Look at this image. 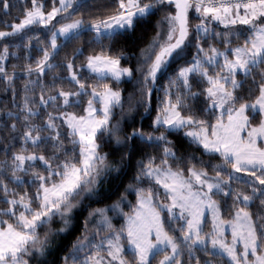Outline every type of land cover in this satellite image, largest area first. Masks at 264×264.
<instances>
[{
  "label": "snow or ice",
  "instance_id": "1",
  "mask_svg": "<svg viewBox=\"0 0 264 264\" xmlns=\"http://www.w3.org/2000/svg\"><path fill=\"white\" fill-rule=\"evenodd\" d=\"M83 9L87 19L74 15ZM36 25L50 35L32 62ZM85 32L99 50L77 64L83 49H73L62 65L67 77L46 85L59 49ZM8 38L23 42L27 79L17 103V65L9 72L7 60L20 58V45L5 42L0 82L18 111L0 119V264H264V0H107L94 12L87 0H53L48 11L31 0L3 23L0 41ZM133 57L135 68L122 63ZM177 62L150 128L133 123L122 133L112 122L123 108L119 85L137 76L138 106L150 112L152 91ZM104 137L110 152L101 151ZM137 155L117 199L90 207ZM77 210H87L79 234L49 259L77 229ZM109 211L123 215L118 229Z\"/></svg>",
  "mask_w": 264,
  "mask_h": 264
},
{
  "label": "trees",
  "instance_id": "2",
  "mask_svg": "<svg viewBox=\"0 0 264 264\" xmlns=\"http://www.w3.org/2000/svg\"><path fill=\"white\" fill-rule=\"evenodd\" d=\"M39 4H42L44 7L45 11L50 10L53 0H37ZM58 2V0H57ZM8 3L11 5V8L8 10L7 14H5V10L3 8V0H0V30H3V23L7 21V23L11 24L13 22V18L20 17L22 15V9L25 6V3L27 4L28 7L31 6V0H8ZM87 3L91 6V11H95V5L100 4V3H107V0H87ZM71 11V10H70ZM174 11V9H173ZM74 15H83L85 19L88 18L89 15V10L88 9H83L81 13H77ZM162 13H157L154 17H152V23H155V20L158 19ZM18 22V20H17ZM219 27V26H218ZM50 33L43 29L41 26L36 25L33 27L32 31L28 32V36L32 37H38L37 39H33L31 41V47L29 49L30 55H31V61L34 62L40 55H42V50L44 44L48 42V37ZM94 35L93 33L90 32H85L82 34L81 38L77 41L71 42L67 44V46H62L59 49L58 54L55 56L54 59H52V63L56 65H60L58 68H54L51 71L47 72V75L45 76V83L46 85L52 84V78L53 76H59V77H67V71L63 68V63L65 62V57L71 56L73 49L76 48H82L83 49V54L80 55L76 59V63L79 64L84 60V57L87 56L93 48L96 50H99V46L96 45H89V39L90 37ZM150 33L145 36V41L144 43L147 42L148 38H150ZM7 42L9 45H16L19 44L20 47L16 48L15 50L17 51L18 56L20 57L19 59H13L9 57L7 60L8 64V71L12 72V65L16 64V79L14 81V85L17 89V103H19V91L23 86V82L27 77L23 76V73L21 71L23 64L25 63L23 59V42L20 40H16L13 38H8L7 41H0V49L3 48V44ZM143 43L140 44V47H143ZM205 46H207L205 44ZM113 50L118 51L121 45L118 44H113ZM222 47V46H221ZM138 52V49L136 50ZM196 49H195V37L194 35L192 36V43L189 46V48L186 50V54L184 56V60L191 61L192 56L194 55ZM124 64H129L131 67L135 68L136 67V58L133 57V59L129 62L127 60L122 61ZM182 62H177L173 64L169 70L168 73L165 74V76L161 77L156 85V88L152 91L151 94V102H150V112H145L143 107H139L141 101H140V93L137 90L138 85L136 84V79L137 76H134L131 81L125 78V80L119 85L121 93H122V101H123V108L121 107H116L113 109V117H112V122L116 123L117 121L120 122V128L122 130V133H126L131 131L132 124L135 123L137 127H140L143 125L145 130H148L150 128L151 120L152 118L155 117L156 114V108H157V97H162L163 96V86L165 84L166 79L174 74V71L177 69V67L181 64ZM85 74H87V70L85 69ZM91 82V81H89ZM57 84L60 83L59 80L56 81ZM113 86H115L114 82H112ZM66 87V85H65ZM35 99L38 101L39 100V89H36V96ZM203 98L201 97V100ZM11 103H12V91L11 87L8 88L7 92L4 90V85L2 82H0V119L6 118V112L9 110L13 111H18V109H12L11 108ZM130 103L132 104L133 110L131 112L128 111ZM49 111H52V108H49ZM43 118V112H41V119H38L36 122L40 123ZM10 123V121H9ZM183 136V133H180V137ZM170 139H173L174 141L178 139L175 135L170 137ZM108 138L104 137L102 141V147L101 151L102 152H110L111 147L108 144ZM195 147V146H193ZM202 151L200 149L197 151V156L199 155V152ZM3 157V152L0 151V160H2ZM111 158V157H110ZM139 155H137L133 161H132V167L126 170V175H124L119 183H109L105 187L101 188V192L104 193V195L99 198L94 200L90 207L92 208H103L105 206H110L114 200L117 199L119 196V193L121 191H124L125 186L129 182V177L133 176L135 174V159H138ZM27 179V177H25ZM20 190H23V186L21 187ZM135 202V193L132 192L130 195H128L127 199L125 200L124 204L122 205V208L124 211H128L131 203ZM230 200H229V205H230ZM114 212L109 211L108 215H112ZM87 215V210H85L82 214L80 213L79 210H77V216H78V224H77V229L72 232L71 235L67 236V238L62 239L60 248L53 250L51 255L49 256V259H56L59 256H62L64 252L68 251V248L71 245L72 240L75 239V237L79 234V227L82 226L83 224V219L84 216ZM123 215L115 220L112 221L114 223V226L120 227V225L123 222ZM53 228L58 226V221H53L52 225ZM48 226L42 227L38 229L39 233L43 235L44 231L46 230ZM178 234V233H177ZM155 264V262H154Z\"/></svg>",
  "mask_w": 264,
  "mask_h": 264
},
{
  "label": "rangeland",
  "instance_id": "3",
  "mask_svg": "<svg viewBox=\"0 0 264 264\" xmlns=\"http://www.w3.org/2000/svg\"><path fill=\"white\" fill-rule=\"evenodd\" d=\"M126 79H127V78H126ZM120 216H121V214H120L119 212H115L114 214L110 215L112 221L117 220ZM123 222H124V219H123ZM123 222H122V224H123ZM112 223H113V222H112ZM122 224H121V225H122ZM113 225H114V223H113ZM121 225H120V226H121ZM114 227H116V226H114ZM116 228L118 229L119 227H116Z\"/></svg>",
  "mask_w": 264,
  "mask_h": 264
}]
</instances>
